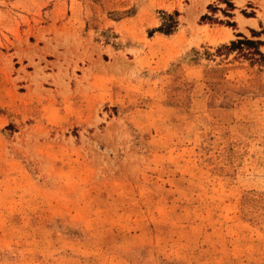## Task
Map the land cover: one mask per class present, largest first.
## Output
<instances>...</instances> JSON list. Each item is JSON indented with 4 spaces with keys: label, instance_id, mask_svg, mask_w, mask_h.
<instances>
[{
    "label": "rangeland",
    "instance_id": "1",
    "mask_svg": "<svg viewBox=\"0 0 264 264\" xmlns=\"http://www.w3.org/2000/svg\"><path fill=\"white\" fill-rule=\"evenodd\" d=\"M229 2L0 0V264H264V0Z\"/></svg>",
    "mask_w": 264,
    "mask_h": 264
},
{
    "label": "trees",
    "instance_id": "2",
    "mask_svg": "<svg viewBox=\"0 0 264 264\" xmlns=\"http://www.w3.org/2000/svg\"><path fill=\"white\" fill-rule=\"evenodd\" d=\"M224 3L226 4V6H228L229 8H232V4L229 2V0H224ZM166 31V30H165ZM243 41H247V42H253L252 40H248V39H245ZM238 42H242L241 40L238 41ZM232 44L234 43L233 41L231 42Z\"/></svg>",
    "mask_w": 264,
    "mask_h": 264
},
{
    "label": "crops",
    "instance_id": "3",
    "mask_svg": "<svg viewBox=\"0 0 264 264\" xmlns=\"http://www.w3.org/2000/svg\"><path fill=\"white\" fill-rule=\"evenodd\" d=\"M233 17V16H232ZM228 28V27H227ZM231 35L233 36V33H231Z\"/></svg>",
    "mask_w": 264,
    "mask_h": 264
}]
</instances>
